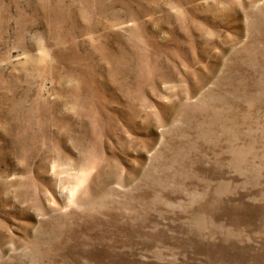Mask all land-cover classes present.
<instances>
[{
  "label": "rangeland",
  "instance_id": "rangeland-1",
  "mask_svg": "<svg viewBox=\"0 0 264 264\" xmlns=\"http://www.w3.org/2000/svg\"><path fill=\"white\" fill-rule=\"evenodd\" d=\"M0 264H264V0H0Z\"/></svg>",
  "mask_w": 264,
  "mask_h": 264
}]
</instances>
